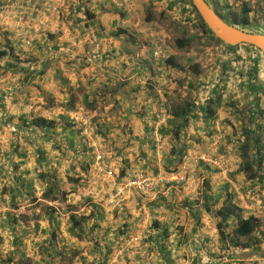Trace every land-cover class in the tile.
<instances>
[{
    "label": "crops",
    "instance_id": "crops-1",
    "mask_svg": "<svg viewBox=\"0 0 264 264\" xmlns=\"http://www.w3.org/2000/svg\"><path fill=\"white\" fill-rule=\"evenodd\" d=\"M173 1L0 0V264H264V92L245 171L222 131L245 128L225 105L245 85L234 54L202 33L192 45L193 29L183 48L172 42ZM217 136L224 164L190 160L183 174L185 156H215ZM140 172L185 179L115 201ZM51 188L59 200L43 196ZM229 199L261 222L240 247L237 218L226 238L218 228ZM72 215L84 232L71 233Z\"/></svg>",
    "mask_w": 264,
    "mask_h": 264
},
{
    "label": "trees",
    "instance_id": "trees-1",
    "mask_svg": "<svg viewBox=\"0 0 264 264\" xmlns=\"http://www.w3.org/2000/svg\"><path fill=\"white\" fill-rule=\"evenodd\" d=\"M235 1V0H234ZM242 2L243 8L240 13H235L232 9V4L228 0H216L215 4L219 5V9L216 10L217 13L222 17V19L226 20L227 22L233 24V25H238L240 27H243L246 29L248 26H253L254 21L250 17V14L253 12V9L249 6L247 1L244 0H236ZM178 6L182 15L187 16L189 23H192V26L195 27L196 29L200 30L202 33L201 35L206 37L209 41L215 42L220 45H224L229 51L231 52H236L238 49H244V51L248 54H254L257 51L254 49L252 46L248 45H238V46H228L222 43L217 37L212 35L204 22L201 20L199 14L197 13L196 8L192 4L190 0H174L171 3V9ZM188 43L187 40H178L177 45L180 48H183L185 44ZM7 55L6 51H1L0 50V59L5 57ZM238 59L241 58L240 56L237 57ZM195 68V67H194ZM181 69V68H180ZM184 71L187 69L183 68ZM248 87L251 90V93H256L257 89L256 87V69L254 66L250 67V70L248 71ZM264 95V94H262ZM261 99H256L254 102H250L248 104L250 110L252 108V105L255 107L259 108L261 105L260 102ZM217 105L219 102H216ZM214 104V106L216 105ZM188 109L190 110L191 107L189 108V105L187 106ZM186 109V108H185ZM203 111H206V117L207 119H213L214 116V109L210 108V103L208 104L207 109L203 108ZM260 115L264 116V110L260 109L259 110ZM187 113L184 115L179 114V113H173V115L176 116H186ZM254 122V118L250 115L249 116V124L247 127H245L243 135H244V141H243V158L245 159L243 163V169L245 171H250L252 169V162L251 160V155H250V143L254 141V131H253V126L252 123ZM46 124H49V122L45 119H36L32 121V125L36 127H43ZM54 188V187H53ZM54 190H51L48 193H45L43 196L45 198H51L53 201L59 200L60 199V194L59 193H54ZM218 217H219V222H218V228L220 230V234L223 238H226L225 232H224V227H227V222L231 219L237 218L238 222L237 225L235 226V229L232 234V243L233 245L240 247L242 246V243H240V238H246L252 236L260 227V219L255 217V216H250L248 218H243L240 214V209L239 207L232 201V200H227V204L218 212ZM71 220V233H74V230H78L79 232H84L83 231V222H86V217L81 216L77 217L75 215H72L70 217Z\"/></svg>",
    "mask_w": 264,
    "mask_h": 264
},
{
    "label": "rangeland",
    "instance_id": "rangeland-1",
    "mask_svg": "<svg viewBox=\"0 0 264 264\" xmlns=\"http://www.w3.org/2000/svg\"><path fill=\"white\" fill-rule=\"evenodd\" d=\"M215 8V10L219 9V5H216L215 2L216 0H208ZM249 6L253 9V12L250 14V17L252 18V20L254 21V25L253 26H248L246 27V30L250 31V32H256V33H262L264 34V0L262 1H258L256 0V2H254V0H249L247 1ZM243 8L242 2H235L233 1L232 3V9L235 13H240L241 10ZM178 15L180 16L181 19V23L179 24V22H177V20H173V18L171 17H164L163 20V25L168 27L169 26L171 28H173L174 30L177 31V27H180V31L179 32H175L173 38H172V42H174L175 40H181V39H185L187 38L188 35H191V30L193 29V31H195V36L197 37L196 39H193V43L192 45H196L198 46L199 43H201V39L199 38V35L201 34L200 30L196 29L195 27L192 26V23H189L187 16L182 15V13H178ZM179 25V26H178ZM188 29V30H185ZM182 32H184V35L186 37H182ZM171 34L173 35V33L171 32ZM179 35V36H178ZM177 38V39H176ZM234 54V61L236 62V66L237 69L234 70V76L233 79L235 80H240L241 83L245 84L244 88L238 89L239 93V97L235 98V95H232V93H230L228 91L226 98H225V105H227V107L231 110V118H235L238 117L239 120H241L243 127H247V125L249 124V116L250 114V108L248 106V104L251 102V97L252 95H255L256 93H251L250 88L248 87V71L250 70V67L254 66L256 69V89L260 90L262 93L264 92V58L263 55L261 53H259L258 51L254 54H248L244 51V49H238L236 52H233ZM238 56H240L241 58H237ZM192 72L194 74H198V70H195V68H192ZM237 89V88H236ZM258 94V93H257ZM257 94L255 95L254 101L259 97V99H262L263 96L259 95L257 96ZM264 94V93H263ZM257 97V98H256ZM262 105V102H261ZM260 117H262V115H260ZM245 129V128H244ZM244 129L241 130H235L233 128H227L226 132L224 130V139L226 141L227 138V145H229L231 142L232 144H234V149L235 148H239L240 153H244L242 147H243V141H244V135L242 138V135L239 134V132L243 134ZM239 134V136L237 137V135ZM231 139H238L236 143H233V141ZM226 145V146H227ZM223 146L221 147L222 151L221 153L227 154V151H224L225 147ZM251 148H253V143H250ZM101 149V148H100ZM102 151V149H101ZM253 150L250 149V154H252ZM103 153V152H102ZM228 155V154H227ZM100 165H102V162L100 163ZM103 168V165L101 166ZM95 172L100 174V170H98L96 168L95 165ZM123 182V181H122ZM121 182V183H122ZM120 185V184H119ZM119 185L117 186V188L119 187Z\"/></svg>",
    "mask_w": 264,
    "mask_h": 264
},
{
    "label": "built area",
    "instance_id": "built-area-1",
    "mask_svg": "<svg viewBox=\"0 0 264 264\" xmlns=\"http://www.w3.org/2000/svg\"><path fill=\"white\" fill-rule=\"evenodd\" d=\"M121 2L125 5H128L130 0H121ZM2 14V6L0 5V16ZM42 24V22H40ZM155 56L161 58V52L159 49H157L155 51ZM221 137L217 136L215 140H213V150L215 153L214 157H204V156H198V157H193V158H189V156H185L183 158V164L181 167V172L183 174L189 172V170L191 169L190 163L189 161L191 160V163L196 167L197 165H199L202 162H205L207 164H212L214 166H222V164H224L223 162V155L220 152L221 149V145H220V141H221ZM102 157V151L100 148L96 147L95 149V158H96V168L100 171H102V165H100L101 163V158ZM185 177H179L178 175H174V176H151L148 175L146 173L140 172L137 173L134 177L132 178H128L125 181H123L122 183H120L119 187L116 189V193H115V201L117 199H121V198H125L126 196H128L132 191H138V192H146V191H152L153 189L170 183L172 181H184Z\"/></svg>",
    "mask_w": 264,
    "mask_h": 264
},
{
    "label": "water",
    "instance_id": "water-1",
    "mask_svg": "<svg viewBox=\"0 0 264 264\" xmlns=\"http://www.w3.org/2000/svg\"><path fill=\"white\" fill-rule=\"evenodd\" d=\"M212 35L228 46L248 45L254 47L264 58V34L250 32L233 25L217 13L208 0H190Z\"/></svg>",
    "mask_w": 264,
    "mask_h": 264
}]
</instances>
